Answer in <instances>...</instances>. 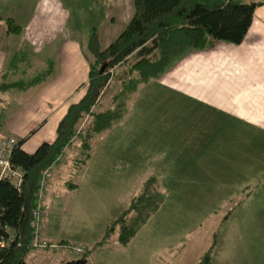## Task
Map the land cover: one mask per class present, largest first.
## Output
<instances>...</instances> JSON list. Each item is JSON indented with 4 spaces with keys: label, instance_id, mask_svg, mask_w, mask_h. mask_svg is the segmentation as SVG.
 I'll list each match as a JSON object with an SVG mask.
<instances>
[{
    "label": "rangeland",
    "instance_id": "obj_1",
    "mask_svg": "<svg viewBox=\"0 0 264 264\" xmlns=\"http://www.w3.org/2000/svg\"><path fill=\"white\" fill-rule=\"evenodd\" d=\"M62 1L89 60L90 28L99 32L103 48L108 12L116 18L111 33L132 12L131 0ZM238 44L216 40L178 54L135 85L109 127L87 137L76 133L45 176L37 245L26 250L25 261L79 259L82 253L68 247L79 244L86 250L82 264H194L212 244L210 264H264V102H253L264 95V85L241 87L239 82L250 85L237 67L248 50L264 55V27ZM201 50L213 59L201 62ZM133 56L110 69L94 110L112 105ZM6 93L0 89V104ZM23 94L15 91L14 101ZM148 177L156 178L161 192L157 208L126 244L118 243L116 230L98 243ZM61 239L68 246H52Z\"/></svg>",
    "mask_w": 264,
    "mask_h": 264
},
{
    "label": "trees",
    "instance_id": "obj_2",
    "mask_svg": "<svg viewBox=\"0 0 264 264\" xmlns=\"http://www.w3.org/2000/svg\"><path fill=\"white\" fill-rule=\"evenodd\" d=\"M263 2L131 0L132 13L128 21L103 48L99 45L98 32L92 26L86 40L91 60L87 58V79L82 95L77 101L67 104L57 121L52 140L41 141L33 151L27 152L20 146L23 138L16 139L9 160L22 171L19 186H14L8 177L0 178V264H32L23 257L32 246L35 235L32 211L40 170L48 166L58 153H63L79 131L81 122L83 128L80 130L85 137L109 127L121 113L135 85L159 74L178 54L206 47L216 40L234 44L241 42L253 20L255 7ZM3 22L7 33L20 31L19 24L12 17H3ZM20 52L18 49L15 55ZM131 53L134 59L120 80L121 87L112 95V105L94 110L103 87L113 74L110 69ZM2 86L4 84H0ZM161 199L156 178H146L130 198L128 206L106 224L98 243H103L116 230L118 243L126 244ZM58 243L67 245L64 240ZM80 246L82 251L78 253L82 254L79 259L63 258L57 264L84 263L86 250ZM211 247L212 244L194 264H210Z\"/></svg>",
    "mask_w": 264,
    "mask_h": 264
},
{
    "label": "crops",
    "instance_id": "obj_3",
    "mask_svg": "<svg viewBox=\"0 0 264 264\" xmlns=\"http://www.w3.org/2000/svg\"><path fill=\"white\" fill-rule=\"evenodd\" d=\"M131 13L130 10L122 18L124 25ZM111 15L108 12L102 23L107 42L122 29L117 27V33H111L116 20L109 19ZM0 16V84H4L0 89L7 91L5 103L0 104V137L12 135L16 139L23 138L21 148L31 152L41 141L53 139L55 126L67 104L77 101L82 95L88 57L76 26L68 22L69 10L62 0H0ZM3 16L12 17L19 24L20 31L7 33ZM252 19L246 33L254 35L264 27L263 6L254 9ZM98 39L100 41L99 35ZM243 40L238 45H243ZM238 45L232 49H240ZM18 49L21 52L16 56ZM204 50L196 53L200 61L212 60L213 55L205 56ZM246 52L243 62L237 63V67L250 86L237 81L246 89L264 85V69L256 68L257 62L264 67V55H255L251 50ZM230 59L234 65V58ZM35 75V80L31 81ZM178 80H182L181 77ZM15 91L24 92L17 103L14 101ZM253 102L262 105L264 95ZM70 185L76 186V183L71 182Z\"/></svg>",
    "mask_w": 264,
    "mask_h": 264
},
{
    "label": "built area",
    "instance_id": "obj_4",
    "mask_svg": "<svg viewBox=\"0 0 264 264\" xmlns=\"http://www.w3.org/2000/svg\"><path fill=\"white\" fill-rule=\"evenodd\" d=\"M15 142H16V138L12 135L0 137V178L1 177H8L11 180L12 184L14 186L18 187L20 182H21L22 171L17 166L12 165L10 160H9V156H10L12 148L15 145ZM61 155H62V153H58L48 166H46L40 170L37 198H36L35 207L32 211V216L34 219L35 234H36V231L38 228V221H39V217L41 214V210L39 207V204H40L39 199H40L41 191L45 185V176H46L47 172L49 171L50 166H55L58 164V162L61 159ZM34 239H35V235H34V238L32 240V243H31L32 246L37 245V243L35 242ZM52 246L57 247V246H68V245L58 243V244H52ZM68 247L74 253H78V252L82 251V247L79 244L73 245V246H68Z\"/></svg>",
    "mask_w": 264,
    "mask_h": 264
}]
</instances>
